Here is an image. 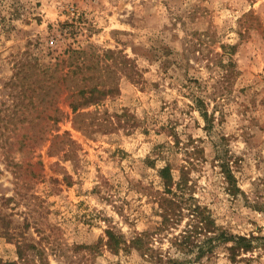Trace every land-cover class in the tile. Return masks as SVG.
<instances>
[{
	"label": "rangeland",
	"instance_id": "1",
	"mask_svg": "<svg viewBox=\"0 0 264 264\" xmlns=\"http://www.w3.org/2000/svg\"><path fill=\"white\" fill-rule=\"evenodd\" d=\"M74 49L88 63L110 49L125 60L79 74L88 84L106 78L114 92L74 112L81 96L61 81L21 121L27 107H14L23 96L11 83L18 66L59 62L67 72ZM167 162L191 167L190 188L180 221L155 245L178 254L170 239L198 203L218 232L255 246L233 259L224 241L196 264H264V0H0L5 260L17 258L16 238L26 234L51 264H142L135 249L93 255L78 245L101 241L108 228L131 239L160 223Z\"/></svg>",
	"mask_w": 264,
	"mask_h": 264
},
{
	"label": "trees",
	"instance_id": "2",
	"mask_svg": "<svg viewBox=\"0 0 264 264\" xmlns=\"http://www.w3.org/2000/svg\"><path fill=\"white\" fill-rule=\"evenodd\" d=\"M114 53L115 51L110 49L102 55H98V57L95 56L97 60L94 63H88L89 56L86 54V50L74 49L68 57L72 60L67 72L59 68V62L52 65L32 60L19 65L17 72L11 79V83L20 84L17 94L23 96V99L15 102L14 107H18L20 104H25L27 107L26 110L22 111L24 117L21 121L25 119L32 121L30 107L35 106L37 103L35 96L37 99L39 98L38 104L44 103L47 99L46 96H49L54 89V93L58 92L56 88L61 81L73 87L81 96L75 103L71 104L74 112L79 111V108L85 105L99 104L105 95L114 92L115 85L112 83L109 85V81L102 77H98L97 82L92 81L88 84V79L92 77L82 76L83 78H80L79 74L88 68H96L97 72L100 73L104 63L109 65L107 63L109 59H112L116 64L125 61L119 60V57ZM17 78L18 82H16ZM27 110H30V113ZM13 112L10 110V113L6 115L11 117ZM203 112L208 119V112L205 109ZM60 113L63 112L57 107L56 121H61L62 116ZM189 162L192 163L190 160ZM222 166L230 183H233L234 175L230 166L225 164H222ZM190 169L191 167L186 163H183L180 167H174L171 162H167L161 167L160 175L163 179L164 190L158 197L160 203L159 214L162 220L160 223H156L153 228L150 227L138 232L131 239H127L122 233L116 232L113 228H108L106 237L101 241L80 244L78 247L82 246L93 255L101 253L104 247L114 255H120L121 251L129 252L135 249L141 257L142 264H196L202 262L207 256L212 257L217 246L229 240L232 241V244L228 245L227 248L233 259L236 258L239 250H251L255 246L252 237L238 234L229 235L224 231L218 232L216 220L210 209L198 203H190L188 206L190 221L184 229H181L170 239L171 247H175L178 254L165 253L155 245L158 235L175 227L183 215L185 192L190 188ZM10 234L12 235V233ZM16 245L17 258L5 260L0 255V264H51L46 249L36 239H31L24 234L20 238H16Z\"/></svg>",
	"mask_w": 264,
	"mask_h": 264
}]
</instances>
